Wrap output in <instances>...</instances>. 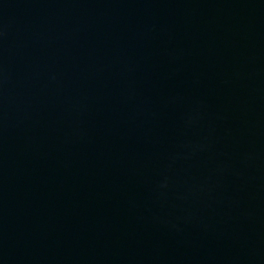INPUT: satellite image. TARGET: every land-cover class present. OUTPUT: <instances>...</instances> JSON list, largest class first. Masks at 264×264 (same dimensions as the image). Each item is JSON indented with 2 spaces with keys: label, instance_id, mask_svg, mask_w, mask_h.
Segmentation results:
<instances>
[{
  "label": "water",
  "instance_id": "1",
  "mask_svg": "<svg viewBox=\"0 0 264 264\" xmlns=\"http://www.w3.org/2000/svg\"><path fill=\"white\" fill-rule=\"evenodd\" d=\"M0 264H264V0H0Z\"/></svg>",
  "mask_w": 264,
  "mask_h": 264
}]
</instances>
